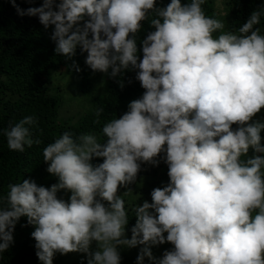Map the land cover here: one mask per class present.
<instances>
[{"label": "clouds", "instance_id": "obj_1", "mask_svg": "<svg viewBox=\"0 0 264 264\" xmlns=\"http://www.w3.org/2000/svg\"><path fill=\"white\" fill-rule=\"evenodd\" d=\"M10 2L18 15L54 26L57 55L70 60L79 46L93 72L116 78L135 71L145 91L103 125L106 142L65 131L47 144L43 160L58 183L8 185L0 253L26 217L42 264L72 252L86 254L87 264H121L118 248L137 245L144 247L136 264L145 257L153 264H264V155L247 158L250 148L264 153V122L250 123L264 108V34L256 27L264 6L225 31L222 20L205 14V0H170L165 7L157 0H43L26 10ZM150 14L154 30L140 41L139 59L137 34ZM70 67L80 71L75 62ZM35 123L26 116L3 130L9 150L41 143L31 131ZM158 157L169 182L151 191V203L134 208L125 238L128 216L118 188L135 183L142 164L158 166ZM93 158L103 162L93 165ZM60 190L71 193L69 201L57 198ZM166 242L173 247L154 257L151 246Z\"/></svg>", "mask_w": 264, "mask_h": 264}, {"label": "trees", "instance_id": "obj_2", "mask_svg": "<svg viewBox=\"0 0 264 264\" xmlns=\"http://www.w3.org/2000/svg\"><path fill=\"white\" fill-rule=\"evenodd\" d=\"M59 2L60 0H56V3ZM181 2L187 3L190 0ZM42 3L43 0H16V4L24 10L40 7ZM168 3L170 0H157L158 7H165ZM222 4L220 10L216 0H205L202 7L207 16L222 20L227 31H235L247 21L252 11L264 6V0H222ZM153 17L154 14H150L149 19L142 22L143 27L137 34L139 59L143 56L139 43L149 31L154 30L150 27V20ZM256 27H260L261 34H264V17ZM53 29L54 26L45 29L38 17L18 15L10 0H0V207L6 206L4 198L9 191L10 183L22 182L24 179L34 180L38 185L45 187L58 183V178L47 172L48 164L43 160V149L47 144L59 138L65 131H70L77 137L91 133L102 143L106 142L101 131L103 125L126 112L128 104L139 99L145 91L135 79V71H126L116 78L107 75L101 89L94 85L93 89L99 96L94 98L90 108L83 112L75 123L59 121L60 88H52L47 84L48 70L60 72V67H63L66 71L75 72L83 84L88 83L90 78L94 84L93 78L100 72H93L86 65L87 53L81 52L79 46L70 60L57 55L55 42L50 38ZM73 62L80 68L79 72L70 67ZM100 107L104 111L97 117L95 109ZM257 114L264 118V108ZM26 116L34 117L36 123L31 126V131L33 137L40 139L41 143L34 144L31 148L26 147L23 153L11 151L3 130L7 129L9 124L15 125ZM96 120H99V123H96ZM236 127L237 125H233L234 129ZM261 137V144L264 145V130L261 131ZM163 155L162 153L161 157ZM255 155L264 153H255L250 148L247 158ZM161 157L157 158L160 160L158 166L142 164L135 183L118 188V193L128 189L139 190V195L130 202L122 197L128 216L125 231L129 234L136 222L134 208L145 200L151 203V191L169 182L168 167ZM102 162L103 158H93L91 161L93 165ZM70 195L71 193L66 190L57 192V198L65 201H69ZM105 202L103 201L107 206ZM34 230L35 226L29 225L26 217H21L13 233L14 243L7 251L0 253V264L35 262L36 241L31 236ZM60 264H87V260L80 257ZM121 264H136V260L121 259ZM143 264L153 262L144 259Z\"/></svg>", "mask_w": 264, "mask_h": 264}, {"label": "rangeland", "instance_id": "obj_3", "mask_svg": "<svg viewBox=\"0 0 264 264\" xmlns=\"http://www.w3.org/2000/svg\"><path fill=\"white\" fill-rule=\"evenodd\" d=\"M218 8L221 10L223 7L222 0H216ZM227 31V29H224ZM219 33L213 35L214 37L217 36ZM60 72L55 71L53 69H49L46 74V81L47 84L52 88H60V104L58 108V119L61 122H68V123H75L78 117L85 112L87 109L90 108L91 104L94 101V98L99 96L98 93L95 92L93 87L97 85V88H102L106 82L107 74L100 73L98 76L93 80L88 81V83L83 84L81 82L80 77L73 71H66L63 67H60ZM93 77V76H92ZM95 85V86H94ZM256 120H260L264 122V118L260 114H256L253 117L254 122ZM127 190L121 191L118 195L126 198L127 202H130L133 198H136L139 195V190H132L127 195L124 193ZM106 203V202H105ZM167 235L166 233L164 234ZM125 238L130 239L131 234L125 231ZM91 250L96 249V242H93L90 246ZM144 245H137L134 248H127V247H119L118 250L121 255V259L127 260H136L140 249L143 248ZM173 247L170 243L166 242L162 245L158 246H151V251L154 257L161 258L165 250H170ZM85 258L87 260V255L84 253L72 252L66 255H61L60 253H56L53 258V264H60L64 261H70L77 258ZM146 260L150 261L147 257ZM30 264H42L36 257L35 262Z\"/></svg>", "mask_w": 264, "mask_h": 264}]
</instances>
